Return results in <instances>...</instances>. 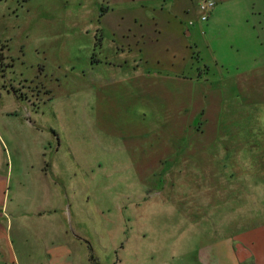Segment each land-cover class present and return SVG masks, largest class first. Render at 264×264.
<instances>
[{
	"label": "rangeland",
	"instance_id": "1",
	"mask_svg": "<svg viewBox=\"0 0 264 264\" xmlns=\"http://www.w3.org/2000/svg\"><path fill=\"white\" fill-rule=\"evenodd\" d=\"M147 5L0 0V173L10 174L13 194L17 178L37 176L41 164L56 162L63 173L68 162H82L78 170L89 191L81 194V214L73 207L67 219L74 264H198L210 224L188 226L182 234L177 194L194 192L202 210L210 207L208 194L227 196L226 161L200 162L210 147L223 151L243 138L255 145L257 153L250 154L259 164L264 156V0L215 5L206 21L197 11L198 34L175 39L197 50L184 72L171 65V39L161 45L168 61L151 64L144 45L134 46L130 32H123L135 23L138 31L151 29ZM129 9L139 17L130 18ZM234 72L236 86H225ZM245 165L249 175L241 191L251 194L257 168ZM162 188L163 198L138 207L146 220L135 227L125 207L132 209L139 193ZM245 201L249 212L258 211L249 205L251 197ZM28 206L23 253L13 261L2 251L0 264H48L46 237L41 239L35 207ZM250 217L255 222L261 216ZM2 221L16 222L10 216ZM33 257L43 260L33 263Z\"/></svg>",
	"mask_w": 264,
	"mask_h": 264
},
{
	"label": "crops",
	"instance_id": "2",
	"mask_svg": "<svg viewBox=\"0 0 264 264\" xmlns=\"http://www.w3.org/2000/svg\"><path fill=\"white\" fill-rule=\"evenodd\" d=\"M124 1L146 3L151 10L149 20L152 27L149 31L142 27L141 31H138L136 23L133 27L129 24L128 29L123 30V32H130L128 35L132 36L134 46L138 47L141 43L144 45L146 54L149 57L146 62L162 65L165 61H168L169 56L163 52L161 45L164 40L171 39L169 46L172 48V53H174V58H172L174 62L171 65L177 66L184 72V68L188 65L189 60L196 55L197 50L189 42L175 41V39H179V37H176L177 35L193 37L198 34L195 23L200 21L197 15V11L199 12L198 1L200 0ZM226 2H229V0H216V8ZM216 8L211 12L209 19L217 11ZM128 16L130 18L133 16L139 17V13L135 12V9H129ZM190 21H193V24H190ZM146 34L148 35L147 39L145 38ZM255 60L256 64L261 63L258 59ZM237 74V72L229 74L226 77L225 86L235 87L237 83L234 76ZM198 76L201 77L200 72ZM214 93H216L215 90ZM261 130V134H264V127ZM253 133L258 134V132ZM231 134L233 135L234 132L230 131L226 135ZM247 134L248 132L244 131L242 136ZM242 142L243 138L240 139V144L226 145L223 151L216 146L210 147L205 150L207 151L206 158L200 161H206L208 166L226 161L224 166L229 168L227 174L229 178H226L225 181L223 179L224 175L220 176L222 178L220 180H224L228 184L225 198L216 197V194H208L210 200L207 206L210 207L202 210L200 202H194V192L180 195L177 192L175 193L177 194V224L180 225L182 234L188 226H190V230H196L201 222L210 224L209 227L206 226L208 240L200 245L197 252L198 264H264V156H262L259 164L258 155L250 154V150L252 153H257L254 148L255 145L250 147V145ZM202 154L204 152L200 150L195 156L200 159L203 156ZM244 164H246L245 166L251 164V166L257 168L254 173L258 176V180L252 181L256 184L257 189L251 194L247 190L241 191L245 188L242 183L246 182V177L249 175V171L241 169ZM81 166H83L82 162H68L64 165L66 169L63 173L66 174H63L62 171H58L56 162L49 165L41 164L38 167L37 176L17 178L19 180V184H17L18 192L13 194H9L11 189L10 174L0 173V252L3 251L5 258H8L11 253L14 261L18 254L23 253L25 242H21V237L24 236L22 223L31 216L32 213L28 210V205H32L35 207L33 214H35L36 223L43 233L41 239L46 237L44 240L42 239V245L47 254L48 264H74L73 234L68 229L67 219L69 212V218L72 219L73 207L77 217L81 214V194L83 192L88 194L89 191L86 176L82 173L83 171L78 170V167ZM69 168L74 169L69 170ZM183 171L180 172L183 173ZM59 172L60 174H58ZM197 180L201 181V179ZM163 190L165 188L153 192L139 193L134 198L136 200L131 204L132 209L125 207L129 209V222H134L135 227L139 223H143L146 218L141 217L138 207L145 205L154 196L163 198V194L165 195ZM32 193L34 196L33 199H30L29 194ZM219 194L222 193L219 192ZM249 197L252 198L249 205L253 209H255V206H259L258 211H248V202L246 203L245 199ZM166 198L170 197L167 196ZM233 201H237L239 204L233 207ZM9 216L11 219L16 220L15 224L10 225L2 221L4 218L9 220ZM218 216L221 217L218 219ZM250 216L261 217L255 222H250L252 220ZM48 228L52 229L51 234H48ZM27 246L31 247V244L27 242ZM41 260H43V257H33L32 262H41Z\"/></svg>",
	"mask_w": 264,
	"mask_h": 264
},
{
	"label": "built area",
	"instance_id": "3",
	"mask_svg": "<svg viewBox=\"0 0 264 264\" xmlns=\"http://www.w3.org/2000/svg\"><path fill=\"white\" fill-rule=\"evenodd\" d=\"M216 5V0H200L199 7V16L202 21L209 19L211 12L213 11ZM192 23V22H190Z\"/></svg>",
	"mask_w": 264,
	"mask_h": 264
}]
</instances>
